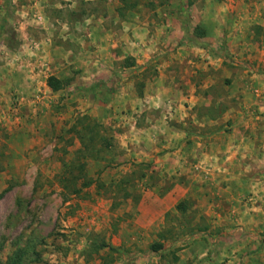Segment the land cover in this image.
<instances>
[{"label":"crops","instance_id":"crops-1","mask_svg":"<svg viewBox=\"0 0 264 264\" xmlns=\"http://www.w3.org/2000/svg\"><path fill=\"white\" fill-rule=\"evenodd\" d=\"M61 1L43 0L50 9L48 16H40L48 23L46 28L43 24L45 34L27 26L25 36L39 42H19L17 56L9 53L8 59L17 61L0 70L3 99H10L11 90L19 92L23 117L43 125L42 114H53L65 100L84 105L81 116L94 117L90 113L104 105L95 94L97 87L109 90L105 109L117 120L114 127L122 130L115 137L123 143L125 161L147 168L140 176L143 189L149 178L162 179L151 189L149 185L147 193L163 187L174 208L187 202L183 215L194 217L204 242L264 233V207L248 203L264 176V101L257 105L244 100L254 85L261 87L257 94L264 91V77L252 79L245 65L229 64L240 61L246 45L242 26L231 23V12L212 11L215 26L203 25L201 16L193 14V27L199 26L204 35L189 40L192 33L185 34L175 15L153 35L148 24L135 33V24L120 21L117 14L114 29L90 14L84 21L88 26L81 24L83 33L77 34L80 23H72L70 13L62 16L66 5ZM67 6L75 8L74 2ZM122 29L130 36L124 37ZM125 58L134 64L125 67ZM73 71H80L74 81ZM50 77L60 82L59 90L49 88ZM231 250L239 251L234 245Z\"/></svg>","mask_w":264,"mask_h":264},{"label":"rangeland","instance_id":"rangeland-1","mask_svg":"<svg viewBox=\"0 0 264 264\" xmlns=\"http://www.w3.org/2000/svg\"><path fill=\"white\" fill-rule=\"evenodd\" d=\"M72 2L75 8L67 6ZM60 3L66 5L62 16L70 13L68 19L80 23L74 29L77 34L83 33L80 26H88L84 21L90 14L95 15L94 21L102 17V24L107 21L114 29L117 14L120 21L135 24V33L148 24L149 34L153 35L160 34L159 26L175 15L189 35L196 23L193 14L197 13L198 19L201 16L199 22L203 25L215 26L217 19L211 17L212 11L226 8L234 16L231 23L242 26L246 39L240 61L231 60L229 64L238 68L245 65L243 70L252 79L253 75L264 77V0H139L123 17L117 13L118 0ZM48 11L43 0H0V70L16 60L8 58L10 52L17 54L19 42H39L38 37L25 36L27 26L45 34L43 24L45 21L44 27H48L47 20L38 17L48 16ZM122 33L130 36L128 30ZM76 72L73 81L80 71L73 74ZM259 90L260 85H254L245 95V102H263L264 91L257 94ZM111 94L102 110L94 109L90 113L94 117L88 116L101 127L92 133L99 153L95 159L86 160L78 154L80 141L70 131L82 117L79 108L84 105L65 100L53 114H42L43 125H37L23 117L26 112L22 113L19 92L11 90L6 100L0 95V194L4 192L0 199V264H264V233L204 242L203 236H197L194 217L174 208L175 202L162 191L163 187L161 192H146L149 185L151 189L162 179L149 178L145 189L140 186V176L148 171L143 164L138 167L123 157V143L115 137L122 130L114 127L117 120L105 109ZM101 137L110 142V148H105ZM69 164H83L86 174L75 185L77 194L70 184L64 187L65 183L59 182L60 177L68 176L63 167ZM86 181H91L90 187H83ZM260 183V190L252 188L248 203L263 208L264 176ZM158 244L162 248L153 251ZM231 245L239 251L232 253Z\"/></svg>","mask_w":264,"mask_h":264},{"label":"trees","instance_id":"trees-1","mask_svg":"<svg viewBox=\"0 0 264 264\" xmlns=\"http://www.w3.org/2000/svg\"><path fill=\"white\" fill-rule=\"evenodd\" d=\"M138 1L139 0H118V3L120 4V7L117 9V13L120 17H123L125 15V13H128L130 11L133 10L134 7H136L138 5ZM193 37H202L204 35L203 31L201 30V28L199 26H195V28H193V32H192ZM134 64V61L131 60V58H125L124 60V66L125 67H130ZM47 85L49 86V88L52 91H57L60 89V82L53 78L50 77L47 80ZM93 91V90H92ZM95 94L98 95L99 99L101 102L106 103L108 102V97L110 95V91L109 90H105L104 92L100 91V88L97 87V91L95 92ZM101 126L98 125L97 123H93V120L91 121V119L88 116H82L81 118H79L77 120V123H74L71 128L70 131L73 132L75 134V136L79 139L80 141V151L78 152V154H80V156L82 158H84L86 160V158H91V159H95L97 157V154L99 152H97L96 144H95V137L92 136L95 133L96 129H99ZM101 141L104 143L105 148H110L111 144L110 142H108L105 139H102L101 137ZM74 164H69L66 169L65 167H63L64 169V173H66L68 176L67 177H60L59 182L60 183H65L64 187H67L66 185L70 184V187H72V192L74 194H77L79 190L76 189V183L80 180V179H84L86 174L84 173L83 170V164H79V165H75ZM91 181H86L83 183V187L87 188L90 187L91 185ZM3 193L0 194V199L3 197ZM176 209L180 212L184 211V202L179 203L176 206ZM162 248V245L158 244L156 246H153V251H156L157 249ZM20 258V257H18ZM19 260V259H18Z\"/></svg>","mask_w":264,"mask_h":264},{"label":"built area","instance_id":"built-area-1","mask_svg":"<svg viewBox=\"0 0 264 264\" xmlns=\"http://www.w3.org/2000/svg\"><path fill=\"white\" fill-rule=\"evenodd\" d=\"M38 19H40V20H41V19H42V17H38Z\"/></svg>","mask_w":264,"mask_h":264}]
</instances>
